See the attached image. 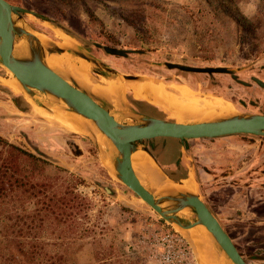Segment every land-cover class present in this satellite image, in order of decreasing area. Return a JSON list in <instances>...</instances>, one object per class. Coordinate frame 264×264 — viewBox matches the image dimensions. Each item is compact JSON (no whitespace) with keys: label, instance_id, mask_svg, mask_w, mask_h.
<instances>
[{"label":"rangeland","instance_id":"obj_1","mask_svg":"<svg viewBox=\"0 0 264 264\" xmlns=\"http://www.w3.org/2000/svg\"><path fill=\"white\" fill-rule=\"evenodd\" d=\"M6 1L54 23L26 15L27 23L38 33L64 44L52 31L58 26L80 48L121 73L175 84L179 89L174 94L182 100H191L192 92L208 94L231 101L239 112L264 114V86L255 81L264 83V0ZM102 46L126 49L129 55H110L101 50ZM167 63L224 67L232 73H189L170 69ZM12 79L11 73L0 66V136L32 154H45L51 161L39 164L38 171L66 178L91 203L85 221L94 231L73 245L74 264H101L95 255H108L112 250L114 256L136 253L142 264L177 262L175 247L168 241V235L176 234L172 227L110 174L89 136L38 114L23 96L12 91L8 83ZM136 98L144 100L127 94L129 102ZM137 106L151 115L160 113L161 117L177 119L173 112L157 111L143 102H137ZM233 138L238 140H191L186 149L189 159L183 161L187 171L189 166L194 167L199 195L246 262L264 264V190L257 188L264 186V181L258 180L257 173L252 176V168L241 169L253 154L240 151L243 143L264 144V137ZM152 141L157 143L153 153L161 163L180 159L178 140ZM248 186L258 191L248 193ZM167 256L171 262H166ZM193 259L196 263L194 255Z\"/></svg>","mask_w":264,"mask_h":264},{"label":"water","instance_id":"obj_2","mask_svg":"<svg viewBox=\"0 0 264 264\" xmlns=\"http://www.w3.org/2000/svg\"><path fill=\"white\" fill-rule=\"evenodd\" d=\"M26 15L40 18L48 24L52 23L47 17L35 11L12 5L6 0H0V66L4 69L5 67L9 69L20 82L23 90H25V94L21 96L32 106L41 107L48 114L53 113L50 106L52 103L47 102L48 97L55 101H64L71 111L93 120L97 128L107 136L114 146L112 164L117 173L116 176L110 174L130 189L137 197L143 199L147 206L188 243L197 264H199V259L196 257L187 237L173 225L174 223L186 229H191L198 225L205 226L213 236L212 243L217 256L225 260V264H248L233 239L199 195V189L196 193L180 192L162 196L155 195L138 178L133 168L132 154L140 148L156 160L144 144V141L156 138L178 139L181 157L189 159L186 151L189 147V140L213 139L231 135L264 137V114H246L238 111L235 114L212 120L198 122L187 119L184 123H178L173 117L152 118L145 116L137 112L127 98L129 111L127 113L115 111L107 99L81 87L72 77L66 78L51 69L45 63L46 54L68 52L75 57L88 61L92 64V75L96 74L101 78L98 79L93 75L98 81L102 80V78L114 77H121L126 81H141L144 77L124 74L107 66L99 59L93 57L88 51L80 48L79 44L76 49L61 48L55 41H50L48 45L43 44L33 34V32L37 31L27 23ZM52 24L54 25V23ZM54 28L64 31L58 26ZM19 39H26L29 44V53L25 57H17L14 54L15 43ZM103 49L110 55L121 57H126L129 52L112 47H104ZM166 66L170 69H179L191 73H232L226 68H196L171 63H167ZM255 81L264 86V83L260 80L255 79ZM155 107L158 108L157 106ZM158 109L165 112L160 108ZM117 115H121L122 119H117ZM92 141L100 154L97 142L93 139ZM34 154L51 161L49 157L41 152H35ZM161 168L163 169L162 166ZM188 168L186 175L167 173L164 169L163 171L171 180L181 183L188 178L191 171L194 172L196 177L194 167L189 166ZM184 210L188 211L187 215L180 214Z\"/></svg>","mask_w":264,"mask_h":264},{"label":"bare ground","instance_id":"obj_3","mask_svg":"<svg viewBox=\"0 0 264 264\" xmlns=\"http://www.w3.org/2000/svg\"><path fill=\"white\" fill-rule=\"evenodd\" d=\"M52 31L61 36L64 41V44H59L55 41L59 47L76 49L78 42L73 37L57 28L52 27ZM33 34L45 45H48L50 41H54L38 32H33ZM28 53L29 44L26 39L17 40L14 47L15 56L25 57ZM45 63L61 76L72 77L81 87L107 99L115 111H124L125 113L129 111L126 101L127 94H134L136 97L144 99L140 101H146L167 113L173 112L172 114L177 118L178 123H184L187 119L198 122L207 121L226 117L239 111L231 101L216 96H201L192 92L190 95L191 100H182L174 94V90H178L179 87L151 76H143L144 78L141 81H126L121 77L102 78V80L98 81L91 73V63L68 52L46 54ZM5 69L7 68L5 67ZM7 70L13 77L8 82L12 91L20 96L25 94L20 82L9 69ZM136 100L139 99L136 98ZM47 102L52 103L50 106L53 113L48 114L43 108L36 106H33L34 110L45 117L49 116L52 121L59 120L74 126L95 140L99 146L103 163L109 172L116 176L117 172L112 164L114 146L107 136L97 128L95 122L71 111L64 101H55L48 97ZM116 118L122 119V116L117 115ZM132 164L141 183L157 196L178 194L180 192L196 193L199 189L194 173L189 176L190 181L183 180L181 183H176L166 176L158 161L140 148L132 154ZM180 214L187 215L188 211L184 210ZM173 225L185 234L196 257L199 259V264H225V260L217 256L212 243L213 236L205 226L198 225L191 229H186L176 223Z\"/></svg>","mask_w":264,"mask_h":264},{"label":"trees","instance_id":"obj_4","mask_svg":"<svg viewBox=\"0 0 264 264\" xmlns=\"http://www.w3.org/2000/svg\"><path fill=\"white\" fill-rule=\"evenodd\" d=\"M39 164L49 162L0 137V264H74L73 245L94 231L85 221L91 203L77 185L38 171ZM136 255L112 250L95 260L142 264Z\"/></svg>","mask_w":264,"mask_h":264},{"label":"crops","instance_id":"obj_5","mask_svg":"<svg viewBox=\"0 0 264 264\" xmlns=\"http://www.w3.org/2000/svg\"><path fill=\"white\" fill-rule=\"evenodd\" d=\"M140 102H143V103H146L148 105H151V104H149L147 102H144V101H140ZM152 107L156 108L155 106H152ZM156 109H157V111H160L158 108H156ZM239 140H243V139H239ZM240 151H243V152L244 151H249V152H252V154H253L251 159H248L247 161H245L243 163V164H245V167H242L241 169L242 170L243 169L248 170L250 168L255 169V170H252L251 169L252 176L255 177L254 174L257 173L256 176H257V178H259L258 180H260V181L263 182L264 181V173H263V171H264L263 170V168H264V144H262V142H260V141L259 142H256L255 144L254 143H251V144L250 143H243L242 146L240 147ZM179 153H180V159L177 160L176 162H172V163H169V164H166V165L163 164V163L161 164V163L158 162L167 173H176L175 168H176L177 165H179L182 168L181 171L179 172L181 175H184V173L188 172L187 171V168H186L187 166L185 165V163L183 161V158L181 157V150L179 151ZM262 166H263V168H260ZM193 173L194 172L191 171L190 174H189V176L191 174H193ZM189 176L185 180L190 179ZM194 176H195V174H194ZM250 176H249V179H250ZM195 179H196V177H195ZM256 184H258V183H256ZM245 188H249L248 189L249 190L248 193L253 192V190H256V188L253 189V190H250V186L245 187ZM257 188H262L264 190V186H262V187L260 186V187H257ZM256 191H258V190H256Z\"/></svg>","mask_w":264,"mask_h":264},{"label":"built area","instance_id":"obj_6","mask_svg":"<svg viewBox=\"0 0 264 264\" xmlns=\"http://www.w3.org/2000/svg\"><path fill=\"white\" fill-rule=\"evenodd\" d=\"M168 241L172 243V247H175L178 261H172V264H196L193 259V254L187 244V242L178 234L168 235ZM170 247V245H168ZM166 262H171V258L167 256ZM170 264V263H169Z\"/></svg>","mask_w":264,"mask_h":264},{"label":"flooded vegetation","instance_id":"obj_7","mask_svg":"<svg viewBox=\"0 0 264 264\" xmlns=\"http://www.w3.org/2000/svg\"><path fill=\"white\" fill-rule=\"evenodd\" d=\"M103 48L105 47V46H102ZM112 48H114V47H112ZM101 49V48H100ZM99 49V50H100ZM119 49V48H118ZM101 50H104V49H101ZM124 50H126V49H124ZM127 51H129V50H127ZM104 52H106L105 50H104ZM129 55V52H128V54H127V56ZM126 56V57H127ZM180 65V64H179ZM181 66H185V65H181ZM191 67H194V66H191ZM196 68H200V67H196ZM211 68H214V67H211ZM216 68H224V67H216ZM227 69V68H226ZM179 70V69H178ZM182 71V70H181ZM189 73H191V72H189ZM200 74H202V73H200ZM223 74H228V73H223ZM230 74V73H229ZM232 76H234V75H232ZM137 102H140L139 100H136V99H134V100H130V103H131V105H132V107L137 111V112H139V113H141V114H143V115H145V116H148V117H152V118H161V114L159 113V115L158 114H156V115H151V114H149V113H145V112H143L141 109H139L138 108V106H137ZM149 106H151V105H149ZM152 107V106H151ZM236 136H239V135H231V136H223V137H218V138H213V139H208V140H238L237 138H233V137H236ZM247 137H251V136H247ZM156 139H158V138H156ZM156 139H152V140H156ZM152 140H149V141H144V144L148 147V149L150 150V152L154 155V153H153V148H157V144L154 142V141H152ZM176 140H178V139H176ZM194 140H201V139H194ZM189 141H191V140H189ZM188 141V142H189ZM155 156V155H154ZM155 158H156V160L159 162V163H161L159 160H158V158L155 156ZM162 164V163H161ZM181 167L179 166V165H177L176 166V168H175V171L176 172H180L181 171ZM206 204V203H205ZM207 205V204H206ZM209 208V207H208Z\"/></svg>","mask_w":264,"mask_h":264}]
</instances>
